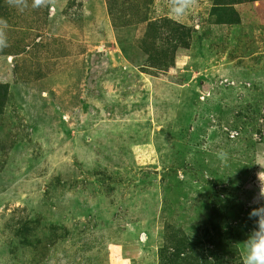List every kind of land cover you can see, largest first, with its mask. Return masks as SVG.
Returning <instances> with one entry per match:
<instances>
[{"label":"rangeland","instance_id":"obj_1","mask_svg":"<svg viewBox=\"0 0 264 264\" xmlns=\"http://www.w3.org/2000/svg\"><path fill=\"white\" fill-rule=\"evenodd\" d=\"M0 20V264H243L264 0H0Z\"/></svg>","mask_w":264,"mask_h":264},{"label":"clouds","instance_id":"obj_2","mask_svg":"<svg viewBox=\"0 0 264 264\" xmlns=\"http://www.w3.org/2000/svg\"><path fill=\"white\" fill-rule=\"evenodd\" d=\"M39 3V0H36ZM6 26V21L0 20V47L6 46L2 38V27ZM253 216L258 217V227L255 228L244 241L247 255L243 264H264V208L254 210Z\"/></svg>","mask_w":264,"mask_h":264},{"label":"trees","instance_id":"obj_3","mask_svg":"<svg viewBox=\"0 0 264 264\" xmlns=\"http://www.w3.org/2000/svg\"><path fill=\"white\" fill-rule=\"evenodd\" d=\"M193 264H207V262L204 261V262L200 263V260L199 259H196L195 263H193Z\"/></svg>","mask_w":264,"mask_h":264}]
</instances>
